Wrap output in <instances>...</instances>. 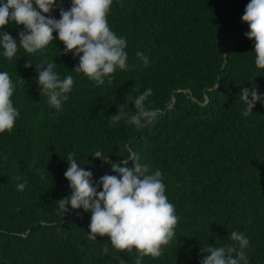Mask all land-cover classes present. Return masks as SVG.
<instances>
[{
	"label": "trees",
	"instance_id": "1",
	"mask_svg": "<svg viewBox=\"0 0 264 264\" xmlns=\"http://www.w3.org/2000/svg\"><path fill=\"white\" fill-rule=\"evenodd\" d=\"M249 2L113 0L108 25L126 38L130 70L117 69L111 85L73 72L79 57L65 55L58 38L43 54L20 48L12 59L0 47V71L16 85L11 100L19 111L12 131L0 134V264H120L118 256L135 264V252H117L108 237L88 238L90 211L69 205L63 216L58 210L56 202L71 195L64 176L69 153L92 173L94 186L105 174L117 175L93 156L97 151L112 163L135 153L148 174L162 173L179 217L175 239L142 264H201L203 248L238 249L229 239L233 231L249 241L248 264H264V99L248 116L239 99L254 86L264 98V69L255 66V42L242 21ZM61 6L69 9L71 0H57L50 15L59 19ZM22 30L14 21L2 29L18 45ZM137 51L148 57L147 67ZM45 61L57 64L61 79L74 78L60 111L40 95L35 65L46 67ZM148 88L153 94L145 107L158 113L151 124L110 122L120 105L134 112L136 97Z\"/></svg>",
	"mask_w": 264,
	"mask_h": 264
},
{
	"label": "clouds",
	"instance_id": "2",
	"mask_svg": "<svg viewBox=\"0 0 264 264\" xmlns=\"http://www.w3.org/2000/svg\"><path fill=\"white\" fill-rule=\"evenodd\" d=\"M112 3L113 0H71L69 9L60 7V18L56 19L50 14L57 6V0H0V47L3 48V55L12 59L20 48L29 55L43 54L44 49L58 38L64 45L65 55L73 53L79 57L73 72L83 74L98 86L103 85L107 78V83L111 85L112 74L117 69L130 70L125 51L126 38L118 37L108 25L107 17ZM13 21L17 26L23 25V30L19 32V45L10 34L2 31ZM242 21L250 29L246 37L255 42V66L264 69V0H250ZM54 32L58 33V37L53 36ZM136 56L145 67L148 66L147 56L140 51ZM45 63L46 67L35 65L40 95L48 98L50 107L60 111L62 101L68 99L67 94L73 88L74 78L68 75L61 79L54 71L57 64L54 61ZM32 65L28 61L25 67ZM16 83L23 85L24 80L19 77ZM15 87L9 73L0 71V134L10 133L19 116L11 100ZM152 94V89L148 88L138 95L134 101V112L128 110L127 104L120 105L118 114L110 116V122L116 125L124 120L137 128L151 124L158 113L146 108L145 101ZM239 99L246 105L242 114L248 116L257 101L264 98L254 86L251 90L243 88ZM93 156L111 163V170L117 175L105 174L94 186L92 173L80 167L74 153H69L66 158L69 167L64 176L69 182L71 195L56 202L58 210L63 216L68 212L69 205L73 210L82 207L84 211H90L88 238L108 237L117 252H135V264H142L145 257H160L163 248L175 239L179 220L175 206L165 195L162 173L157 170L154 174H148L147 166L139 162L135 153L116 163L109 161L108 156L105 157L100 151ZM130 160L133 162L131 168L127 166ZM26 183L17 184V190L22 192ZM100 186L102 190L98 191ZM229 239L238 244V249L234 244L203 248L201 264H241L242 261L248 264L244 250L249 241L245 235L233 231ZM108 251V247L104 246L103 254H108ZM116 258L120 264H125L119 256Z\"/></svg>",
	"mask_w": 264,
	"mask_h": 264
}]
</instances>
